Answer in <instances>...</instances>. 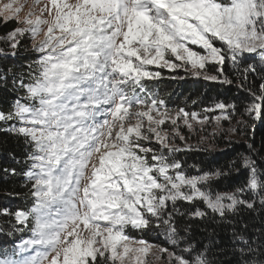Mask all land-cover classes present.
<instances>
[{"label":"snow or ice","instance_id":"snow-or-ice-1","mask_svg":"<svg viewBox=\"0 0 264 264\" xmlns=\"http://www.w3.org/2000/svg\"><path fill=\"white\" fill-rule=\"evenodd\" d=\"M50 2L51 8L45 4L41 15L30 11L23 20V5L14 7V0L0 9L5 22L28 26L7 34L9 47L15 50L18 37L28 33L39 54L34 62L39 71L29 74L28 83L22 77L13 79L26 96H18L11 111H0V122L9 124L6 131L22 138L29 149L25 176L34 199L27 212L13 214L22 227L31 218V237L0 258V264H45L53 252L50 264H126L130 253H146L151 247L128 236V226L146 229L155 221L176 245L183 239L177 216L205 219L210 212L225 218L243 209H264V169L252 145V155L242 158L241 166L249 173L245 185L233 192H213L208 182L226 173L217 169L186 175L182 162L174 158L180 149L172 146L174 138L184 137L179 132L170 137L160 130L166 121L176 127L182 121L191 129L190 118L200 124L208 118L184 109L171 115L162 99L139 94L145 91L143 81L162 77L161 71L149 66L192 70L205 80L222 77L221 82L231 83L224 75L226 59L235 65L244 53L257 50L264 58V0ZM43 13L52 18H44ZM41 34L44 38L36 43ZM208 64L216 65L219 75L204 74L201 70ZM249 71L255 69H244ZM248 91L253 103L246 113L264 118V83L259 95ZM215 107L226 109L224 103ZM221 119L229 116H216L217 124ZM153 137L160 149L141 143H150ZM247 192L252 193L250 198L245 197ZM197 200L206 210L180 211L178 202ZM85 230L86 236L82 235ZM233 237L243 245L241 255L258 257L264 249V243L249 242L235 231ZM132 243L139 247H130ZM161 251L168 253L172 264H210L204 253L189 261L167 248ZM136 260L143 264L139 255Z\"/></svg>","mask_w":264,"mask_h":264},{"label":"trees","instance_id":"trees-1","mask_svg":"<svg viewBox=\"0 0 264 264\" xmlns=\"http://www.w3.org/2000/svg\"><path fill=\"white\" fill-rule=\"evenodd\" d=\"M17 26L15 20L5 22L4 18L0 17V50L5 53L0 55V75L6 76V79H0V111L5 113L12 110L18 96H26L23 89L14 86V77L17 80L22 77L24 82L28 83L29 74L36 75L39 71L34 63L39 54L33 50L32 38L28 33L18 37L20 44L15 50L9 47L7 34ZM13 51L15 55L11 54ZM249 66L255 71L244 73V69ZM216 67L210 64L209 71L217 74ZM223 68L224 75L231 83L221 82L222 77L221 80L212 81L202 77L178 76L176 72L167 69H158L162 72L160 79L142 82L150 98L155 96L162 99L169 110L184 109L202 113L216 108L218 103H224L226 115L229 116L226 126L231 129H243L233 131L239 138L218 132L211 138L212 149L200 146L182 149L174 154V158L182 162L184 172L189 176L214 172L217 169L226 173L208 182V189L220 193L233 192L245 185L249 173L241 165L243 157L252 155L249 145L255 148L259 157L257 163L264 169V164H261V160H264V118L255 119L246 113V109L253 103L248 89L259 95L260 85L264 83V58L251 54L240 57L235 65L230 59H226ZM245 75L246 80L243 78ZM0 129H5L0 130L1 258L6 253H12L16 245L30 235L31 219L29 218L27 226L22 227L13 214L18 210L27 212L32 208L34 199L31 183L25 176L30 167L26 156L29 149L25 147L22 138L6 131V127L1 126ZM13 169L15 174H12ZM251 196V192L245 193L246 198ZM178 206L184 213H190L197 207L206 210V206L199 200L191 204L180 201ZM176 224L179 235L183 237L176 245L169 240L164 226L156 227L155 221L146 229L126 227L125 233L135 239L162 245L189 261H194L201 253L205 254L210 264H245L246 261L254 259L264 261V249H261L258 257L241 255L239 248L243 245L238 244L233 237L235 231L249 242L264 243V209H258L257 212L243 209L239 215L228 214L225 218L210 212L205 219L177 216ZM243 225H247V228ZM186 228L188 231H185Z\"/></svg>","mask_w":264,"mask_h":264},{"label":"rangeland","instance_id":"rangeland-1","mask_svg":"<svg viewBox=\"0 0 264 264\" xmlns=\"http://www.w3.org/2000/svg\"><path fill=\"white\" fill-rule=\"evenodd\" d=\"M13 0H0V9H2L3 5L6 3H12ZM68 3H76V0H68ZM45 4H48L49 8H51V2L50 0H40L39 4H37V0H14V7H18L20 5H23V11L20 13V19L23 20L27 14L30 11H34L37 15H41L40 9L44 7ZM54 11V10H53ZM44 18L47 19H51V16H48L47 13H43ZM17 27H28L25 24L22 23H18ZM44 27V31L47 30V26H43ZM44 36L43 34H41L39 37L36 38V43H39V40L43 39ZM219 43H217V46L219 47ZM33 46V40H32V45ZM197 51H202L199 47H196ZM253 55L256 54L259 57H261L259 55V50H257V52H253V53H244L241 57L243 56H248V55ZM240 58V57H239ZM179 63V62H177ZM209 65H206V68L201 70L204 74H208V75H219L218 73H211L209 71ZM150 70L156 71L154 69H156L154 66H149ZM217 68V67H216ZM158 70V69H157ZM173 72H176V74H178V76L180 75H186V76H190V77H194V78H198V77H202L203 76H196L193 74L192 70H184V69H177ZM140 95L142 97H144L145 99H150L148 93L146 91L144 92H140ZM26 99L22 102H25ZM136 108H133L132 111H136ZM140 110H145L143 108H141ZM169 113L171 115H175V113L178 110H169ZM188 112V111H187ZM192 113V112H189ZM197 113V112H195ZM199 118H204L207 117V121L204 124H200L197 121H192L190 118V123H192L193 127L191 129L187 128L186 126L183 125L182 121H178V127L171 125L170 121H166V123L164 125L161 126V131L167 132L168 135L170 137H175L176 132H179V134L181 136L184 137L183 140L179 139L178 137L174 138L172 140V146H177L179 147L180 150L182 149H192V148H198L200 146L203 147H210L212 149L213 145L211 144L212 142V137L217 134L218 132H222V133H228V135L232 138H239L238 134H234L233 131H231L232 129L230 128V126H226L225 123H228L227 120L221 119V121L219 122V124H217L215 117L218 115H226L225 110H220L218 108H214L211 110H207L206 112H202V113H197ZM134 122V121H133ZM9 127V124L7 122H0V127ZM141 143L145 146H149L152 147L153 149H160L161 145L155 141L154 137L152 138L151 142H147V141H141ZM164 151H167V149H163ZM175 154V153H174ZM148 158H149V162H151V153L148 154ZM94 162H95V158H94ZM187 175V174H186ZM31 219V218H30ZM82 227V226H81ZM129 227V226H128ZM131 227V226H130ZM126 230V228H125ZM32 233H30L29 236H27L26 238H24L23 240H27L31 237ZM82 235L86 236L87 235V231L85 230ZM132 238V237H131ZM21 240L15 247V249L21 244V242L23 241ZM133 240H139V239H135L133 238ZM149 245H151V247L149 248L148 252L146 253H130L128 257H126V264H137V260L136 257L137 255L140 256L143 264H172V262H170L168 260V253L167 252H163L161 251V249L165 248L162 245H158L156 243H152L149 242ZM130 247L135 248V247H139V245H136L134 243L130 244ZM169 252H171L168 249ZM55 256V253H51L49 255L48 261H45V264H50L51 259ZM3 258V257H1Z\"/></svg>","mask_w":264,"mask_h":264}]
</instances>
